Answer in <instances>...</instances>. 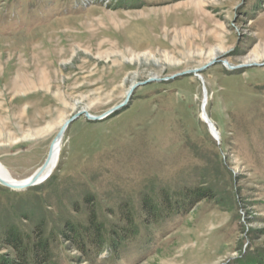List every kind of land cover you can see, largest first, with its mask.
<instances>
[{
    "label": "rangeland",
    "instance_id": "1",
    "mask_svg": "<svg viewBox=\"0 0 264 264\" xmlns=\"http://www.w3.org/2000/svg\"><path fill=\"white\" fill-rule=\"evenodd\" d=\"M210 62L218 138L189 73ZM131 87L113 114L68 126L41 184H0V236L46 242L44 264H264V0H0V162L14 178L44 162L66 119L101 116ZM192 189L211 196L161 206ZM92 215L117 254L63 236Z\"/></svg>",
    "mask_w": 264,
    "mask_h": 264
},
{
    "label": "trees",
    "instance_id": "2",
    "mask_svg": "<svg viewBox=\"0 0 264 264\" xmlns=\"http://www.w3.org/2000/svg\"><path fill=\"white\" fill-rule=\"evenodd\" d=\"M209 196H211L210 193L204 189H192L185 192L179 197L178 200L174 201L171 200L167 194H164L162 196L161 206L164 208V210L174 209L177 212L186 211L199 200ZM144 203L145 213L150 216L154 215V208L150 205L149 201L147 203L145 199ZM126 220L131 230L128 231L127 234H130L133 230V224L129 215L126 216ZM66 226V229L62 232L63 236L66 238V240L73 242L75 246L81 251L92 248L96 251V253H98V251H101L102 248L105 247L104 245H106L110 247L112 253L117 254L118 246L116 247V241H111L106 244L104 243L105 231L103 229V225H101V223H99L94 218V215H92L90 218L89 227L75 228L72 224H68ZM126 236L127 235H123V237ZM29 241V237H22L13 228L4 232V234L0 236V244H2L4 247H10V249L14 252V257L10 258V256L6 257V255H2L0 256V264H37L36 261L38 259H40L38 264H44L47 262V243L42 242V240H37L34 249L29 250Z\"/></svg>",
    "mask_w": 264,
    "mask_h": 264
},
{
    "label": "water",
    "instance_id": "3",
    "mask_svg": "<svg viewBox=\"0 0 264 264\" xmlns=\"http://www.w3.org/2000/svg\"><path fill=\"white\" fill-rule=\"evenodd\" d=\"M210 65H211V62L207 63L206 65H204L200 68H195V69H192L189 71V73H191L193 76H195L200 81V83L203 87V99H202V104H201V111H204V105H205V101H206V97H207V91H206V88L204 85V80H203L201 72L203 70H205L207 67H209ZM132 91H133V87H131L128 90L126 97L122 103L112 107L110 110H108L106 113H104L101 116L97 117V116H93V115L89 114L87 111H81V112H77L76 114H74L70 118L66 119L63 122L62 126L60 127L57 135L55 136V138L51 142L49 149H48L47 156H46L44 162L32 173V175L28 178L27 182L19 183V184H11L10 182H8V181H6L0 177V184L3 185L4 187L8 188V189H11V190H24L28 187L41 184L44 180H46L48 178V176L50 175V173L54 169V166L49 168V165L52 161L54 154H58V152L60 150L62 137L64 135L65 130L68 128V126L73 121L79 119L81 116H84L87 120L91 121V120H101L104 117H106L107 115L113 114L116 110L123 107L128 102V100L132 94ZM204 121L206 122V124L208 125V127L212 133L210 126H212L213 130H215V128L213 127L211 121L207 118V116H206V119ZM214 137H215V135H214ZM215 138H218V137H215Z\"/></svg>",
    "mask_w": 264,
    "mask_h": 264
},
{
    "label": "bare ground",
    "instance_id": "4",
    "mask_svg": "<svg viewBox=\"0 0 264 264\" xmlns=\"http://www.w3.org/2000/svg\"><path fill=\"white\" fill-rule=\"evenodd\" d=\"M229 67H232L229 65ZM203 77V76H202ZM204 80V79H203ZM202 99H203V96H202ZM201 104H202V101H201ZM201 104H200V118L202 119V121L204 123H206L204 120L206 119V116L207 118L211 121L213 127L215 128V130H213L212 126H210L211 130H212V133L213 136L215 135V137H219V132L218 130L216 129L214 123L212 122V120L210 119V117L207 115L206 113V106H207V100L205 101V105H204V111H201ZM206 114V115H205ZM207 125V124H206ZM208 126V125H207ZM209 129V127H208ZM210 131V129H209ZM211 132V131H210ZM58 158H59V152L58 154H54L53 158H52V161L49 165V168L53 167L55 168L57 162H58ZM32 175V174H31ZM27 176L25 178H22V179H17V178H14L10 173L9 171L7 170V168L2 165V163L0 162V177L8 182H10L11 184H19V183H25L27 182L28 178L31 176ZM45 181V180H44Z\"/></svg>",
    "mask_w": 264,
    "mask_h": 264
}]
</instances>
